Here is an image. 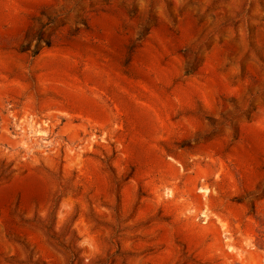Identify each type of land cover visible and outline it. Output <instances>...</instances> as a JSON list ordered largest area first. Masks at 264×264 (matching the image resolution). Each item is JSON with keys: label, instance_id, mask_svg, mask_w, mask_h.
Masks as SVG:
<instances>
[{"label": "rangeland", "instance_id": "1", "mask_svg": "<svg viewBox=\"0 0 264 264\" xmlns=\"http://www.w3.org/2000/svg\"><path fill=\"white\" fill-rule=\"evenodd\" d=\"M0 264H264V0H0Z\"/></svg>", "mask_w": 264, "mask_h": 264}]
</instances>
